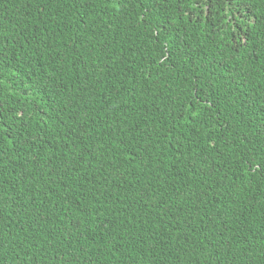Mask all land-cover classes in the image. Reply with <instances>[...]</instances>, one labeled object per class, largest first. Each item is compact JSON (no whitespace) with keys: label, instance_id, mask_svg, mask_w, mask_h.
<instances>
[{"label":"trees","instance_id":"1","mask_svg":"<svg viewBox=\"0 0 264 264\" xmlns=\"http://www.w3.org/2000/svg\"><path fill=\"white\" fill-rule=\"evenodd\" d=\"M0 264H264V0H0Z\"/></svg>","mask_w":264,"mask_h":264}]
</instances>
